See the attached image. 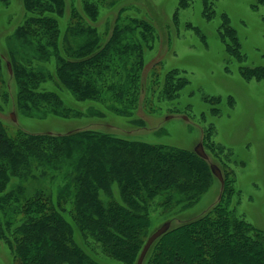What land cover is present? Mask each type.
<instances>
[{"label": "trees", "instance_id": "obj_1", "mask_svg": "<svg viewBox=\"0 0 264 264\" xmlns=\"http://www.w3.org/2000/svg\"><path fill=\"white\" fill-rule=\"evenodd\" d=\"M82 1L84 11L95 19V0ZM255 1L264 5V0ZM24 2L29 14L14 35L23 43L28 41L25 44L34 48L35 56L31 61L15 57L17 61H9L11 73L6 68L18 84L19 99L30 105L19 102V106L62 115L77 112L65 106L53 91H42L43 101L37 100L33 89L46 75L35 67L53 57L57 81L77 100L106 105L112 101L115 110H121L120 86L103 82L113 66V73L130 85L129 90L135 88L138 79V70L129 76L122 64L128 54L120 45V30L114 29L92 55L88 54L92 51L88 41L76 48H61L58 18L64 15V0ZM79 31L81 35L85 32L83 27L68 32ZM219 35L227 40L228 53L237 56L234 49L240 43L224 13ZM74 57L77 60H70ZM241 73L264 80L262 65L243 67ZM165 92L169 98L175 94L168 87ZM106 131L84 128L66 133H28L17 129L11 133L0 121V240L10 250L12 264H104L97 254L82 248L76 233L85 245L89 240L87 247L94 245L104 258L135 264L149 236L147 203L156 197L158 203L170 206L171 195L177 194L174 204L180 205V212L210 186L208 159L187 149L127 140ZM223 178L217 201L208 211L185 219L180 218L182 213L174 214L170 221L178 224L153 243L144 264H264V233L229 208L232 190L227 186L226 173ZM28 186H33L30 193ZM113 187L118 188L122 203L102 201L103 192L109 194Z\"/></svg>", "mask_w": 264, "mask_h": 264}, {"label": "rangeland", "instance_id": "obj_2", "mask_svg": "<svg viewBox=\"0 0 264 264\" xmlns=\"http://www.w3.org/2000/svg\"><path fill=\"white\" fill-rule=\"evenodd\" d=\"M95 2L93 19L84 11L82 0H64V15L58 18L61 30L58 45L76 48L88 41V46L92 47L88 54L92 55L114 29L120 30V45L128 54L121 63L129 76L132 70H138V79L135 88L129 90L130 85L113 73V66L114 75L109 73L103 82L106 85L116 82L120 86L117 91L123 96L118 107L124 111L115 110L112 101H107L106 105L77 100L57 81L53 57L35 67L46 75L45 81L33 89L37 100L43 99L42 91H53L65 106L77 112L62 115L20 107L19 102L29 104L19 99L18 84L13 76H8L6 65L17 61L15 57L31 61L35 50L25 44L28 41L23 43L14 35L16 27L29 14L24 0H7L0 1L1 123L11 133L17 129L28 133L101 129L127 140L165 144L192 152L201 142L208 155L207 164H216L222 175H227V186L232 190L229 208L264 233V80L241 73L243 67L245 70V67L264 66V5L255 0ZM74 10L78 14L73 15ZM222 13L229 18L237 34L240 43L234 49L237 56L228 53L227 40L219 35ZM80 27L85 30L83 35L80 31L68 32ZM167 87L169 92H175L171 98L166 95ZM135 89L137 100L133 95ZM11 113L16 121L11 119ZM211 176L208 189L185 210L178 212L180 205L174 204L177 194L171 195L170 206L158 203L156 197L149 201L147 232L150 234L161 223L172 220L175 213H182L180 218L185 219L208 211L222 189L218 179ZM55 182L59 184L60 177ZM32 191L33 186H28L27 193ZM101 197L105 203L111 200L122 203L117 187L109 194L103 192ZM176 224L177 221H172L170 228ZM76 237L86 252L97 254L104 264H120L109 256L104 258L94 245L87 247L89 240L85 245L78 233ZM11 255L0 240V264H12Z\"/></svg>", "mask_w": 264, "mask_h": 264}, {"label": "water", "instance_id": "obj_3", "mask_svg": "<svg viewBox=\"0 0 264 264\" xmlns=\"http://www.w3.org/2000/svg\"><path fill=\"white\" fill-rule=\"evenodd\" d=\"M7 69L8 72L11 73V66L10 63H7ZM11 119L13 121H16V117L14 115V113H11ZM193 152L201 157L202 159L207 160L208 159V155L206 154L203 145L201 142L197 143L196 146L193 149ZM209 168L211 173L218 179V181L220 182L221 186H223L224 184V178L222 175V172L220 170V168L214 164V163H209ZM171 226V221L167 220L163 223H161L158 227H156L147 237V239L145 240V243L136 259L135 264H142L143 260L148 252V250L150 249V247L153 245V243L160 238L163 234H165Z\"/></svg>", "mask_w": 264, "mask_h": 264}]
</instances>
